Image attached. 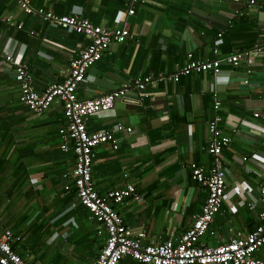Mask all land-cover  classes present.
Segmentation results:
<instances>
[{
    "label": "crops",
    "instance_id": "1",
    "mask_svg": "<svg viewBox=\"0 0 264 264\" xmlns=\"http://www.w3.org/2000/svg\"><path fill=\"white\" fill-rule=\"evenodd\" d=\"M234 0H143L122 18L128 0H30L57 14L78 13L95 24L125 23L133 38L113 43L87 70L78 96L96 97L127 83L112 111L85 117L88 130L121 122L131 131L117 133L118 148H94L91 177L99 193L134 184L141 201L125 198L113 207L131 235L144 230V243L177 239L201 211L207 190L190 176L189 163L208 167L207 123L213 116V92L221 100L220 127L230 137L223 148L224 196L200 243L217 245L245 234L259 223L260 186L264 184V50L231 66L222 57L264 44V0L234 6ZM256 9V10H254ZM0 53L23 61L33 87L61 82L69 59L89 38L23 12L16 0H0ZM223 75L210 71L183 74L177 81L155 80L140 98L136 77L170 73L185 54L212 56L216 33ZM32 31V33H30ZM257 113V115H255ZM65 124L57 99L42 113L19 101L12 65L0 60V231L18 240L13 249L28 264H94L103 246L104 226L78 203L71 183L74 157L59 148ZM67 176H64V175ZM264 261V245L255 251ZM117 264H141L124 255Z\"/></svg>",
    "mask_w": 264,
    "mask_h": 264
},
{
    "label": "built area",
    "instance_id": "2",
    "mask_svg": "<svg viewBox=\"0 0 264 264\" xmlns=\"http://www.w3.org/2000/svg\"><path fill=\"white\" fill-rule=\"evenodd\" d=\"M143 0H128L127 8L121 15L124 19L134 13L136 3ZM238 1V0H234ZM247 5H254L256 0H244ZM19 8L30 15H37L50 24L83 34L89 42L72 56L68 62V71L61 82H52L43 90L33 87V77L27 65L15 59L10 53L1 54L0 60L12 65L14 77L19 83V101L30 112L40 114L55 99L62 105V115L65 124L60 126L59 148L71 151L74 165L71 171V183H65L64 188L73 186L75 196L81 205L90 213V217L101 223L106 231L103 246L97 253L94 264H117L124 255H129L141 264H264L255 256V251L264 245V184L260 186L259 223L249 232L236 233L232 239L217 245L200 243V237L209 229L215 213L219 210L224 196L226 169L222 150L230 142L228 134L220 127L222 109L221 100L213 92V116L207 123L208 141L206 152L210 164L204 167L195 161L189 163L191 178L206 187L207 195L193 221L177 239H167L160 243H144L145 231H137L131 235L125 226L121 215L113 207L131 197L141 201L134 184L126 183L123 187L99 193L91 177L94 148L100 144H109L112 149L118 148L117 133L131 131L129 125L116 122L109 127L88 130L85 117L99 115L112 111L116 100L126 94L128 84L120 88L99 94L96 97L81 98L78 89L87 80V70L97 62L105 50L113 43H120L133 38V32L127 25L109 27L93 23L87 17L78 13L57 14L42 6H33L30 0H16ZM0 20L21 28V23H15L10 16H1ZM32 33V31H30ZM222 31L216 33L212 56L199 59L187 52L182 63L170 73H157L136 77L133 85L139 92L140 98L146 95L145 87L155 80L177 81L183 74L210 71L213 77L223 75L222 58L231 66H236L243 57L246 60L247 72L252 66V55L264 50V44H254L244 52H232L226 57L219 56L218 45L221 42ZM264 93V91H263ZM257 115V113H255ZM264 145V140L263 143ZM64 176H67L66 174ZM10 229L0 231V264H28L12 247V242L18 240Z\"/></svg>",
    "mask_w": 264,
    "mask_h": 264
},
{
    "label": "water",
    "instance_id": "3",
    "mask_svg": "<svg viewBox=\"0 0 264 264\" xmlns=\"http://www.w3.org/2000/svg\"><path fill=\"white\" fill-rule=\"evenodd\" d=\"M234 3H235L234 6H242V4H238L237 1ZM254 10H256V9H254Z\"/></svg>",
    "mask_w": 264,
    "mask_h": 264
},
{
    "label": "trees",
    "instance_id": "4",
    "mask_svg": "<svg viewBox=\"0 0 264 264\" xmlns=\"http://www.w3.org/2000/svg\"><path fill=\"white\" fill-rule=\"evenodd\" d=\"M83 206V205H82ZM13 247V246H12Z\"/></svg>",
    "mask_w": 264,
    "mask_h": 264
}]
</instances>
